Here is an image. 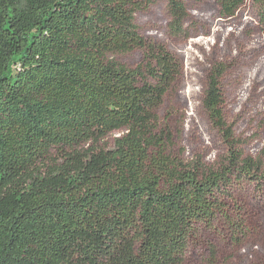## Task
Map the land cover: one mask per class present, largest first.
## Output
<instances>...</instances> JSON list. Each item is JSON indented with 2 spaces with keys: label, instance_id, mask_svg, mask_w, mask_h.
Returning a JSON list of instances; mask_svg holds the SVG:
<instances>
[{
  "label": "trees",
  "instance_id": "obj_1",
  "mask_svg": "<svg viewBox=\"0 0 264 264\" xmlns=\"http://www.w3.org/2000/svg\"><path fill=\"white\" fill-rule=\"evenodd\" d=\"M156 1L0 0V264H184L203 228L249 234L234 190L264 185V158L225 120L222 62L202 106L225 158L176 151L159 110L182 65L135 18ZM165 1L185 33V0ZM216 1L229 17L245 0ZM135 49L136 66L117 57Z\"/></svg>",
  "mask_w": 264,
  "mask_h": 264
},
{
  "label": "rangeland",
  "instance_id": "obj_2",
  "mask_svg": "<svg viewBox=\"0 0 264 264\" xmlns=\"http://www.w3.org/2000/svg\"><path fill=\"white\" fill-rule=\"evenodd\" d=\"M185 2L189 16L182 34L169 32L165 0L135 14L143 36L166 45L182 65L178 91L168 92L159 110L162 126H168L185 160L201 158L216 166L225 158L228 148L202 106L208 71L222 62L225 120L244 154L264 158V27L252 0L229 17L220 15L216 0ZM117 57L136 66L143 51ZM234 192L247 213L249 234L232 241L223 223L203 228L184 264H264V185L251 183Z\"/></svg>",
  "mask_w": 264,
  "mask_h": 264
}]
</instances>
